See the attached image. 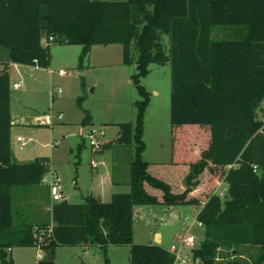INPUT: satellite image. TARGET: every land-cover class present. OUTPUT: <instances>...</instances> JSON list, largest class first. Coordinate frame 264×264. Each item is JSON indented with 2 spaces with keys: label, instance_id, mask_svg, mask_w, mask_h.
Returning <instances> with one entry per match:
<instances>
[{
  "label": "trees",
  "instance_id": "obj_1",
  "mask_svg": "<svg viewBox=\"0 0 264 264\" xmlns=\"http://www.w3.org/2000/svg\"><path fill=\"white\" fill-rule=\"evenodd\" d=\"M51 41L81 45V62L93 45L121 43L124 63L136 64V122L120 123L116 139L136 143L131 188L110 201L88 194L81 203L54 202L49 222H16L13 187L41 183L50 158H14L9 64L50 67ZM0 45L8 51L0 69V264H14L7 249L16 246H39L45 256L37 264H57L60 246L78 245L102 247L110 264L108 247L124 244L130 264H174L161 244L134 242L138 207L192 203L201 205L205 228L196 264H264V0H0ZM155 62L172 68L170 163L143 157L150 93L141 78ZM90 120L87 113L83 122ZM156 167L183 173L177 190ZM205 173L224 179V197L199 196ZM242 246L259 253L246 262L235 253Z\"/></svg>",
  "mask_w": 264,
  "mask_h": 264
},
{
  "label": "rangeland",
  "instance_id": "obj_2",
  "mask_svg": "<svg viewBox=\"0 0 264 264\" xmlns=\"http://www.w3.org/2000/svg\"><path fill=\"white\" fill-rule=\"evenodd\" d=\"M168 41V36L165 35ZM214 38H222L214 34ZM50 67H35L26 64H9L11 83L12 116L18 123L11 129V147L18 161L33 160L38 156L50 158L49 168L41 183L21 184L13 187V213L16 222L51 221L54 203L52 190L44 180L52 173L62 179L63 196L69 202L81 203L84 196L94 194L110 201L116 192H129L130 183H110L111 173L122 177L135 155L136 143L117 142L120 123H135L137 118L136 101L142 98L133 79L137 72L135 63L126 64L123 60V44L93 45L81 62L82 46L50 42ZM8 62V51L0 45V67ZM66 70L67 74H62ZM171 63H151L149 72L141 78V83L149 91L150 101L145 113L143 139L146 144L143 152L145 160L156 163H170L173 159L171 124ZM23 79V85L14 83ZM59 88L61 91L59 92ZM91 120L84 123L86 114ZM53 116V125L37 123L38 118ZM61 115V118L58 117ZM264 117V102L259 110ZM104 132L102 143L112 145L103 151H96L91 144L92 131ZM192 132V131H190ZM194 132V131H193ZM205 136L204 129L199 131ZM22 136L26 145L22 147L17 137ZM184 136L182 140L192 139ZM204 146H208L206 140ZM171 169L156 167L152 171L178 189L180 174ZM218 172L215 168L212 174ZM200 185L199 196H209L214 192L225 191L227 183L222 178L205 173ZM128 184V185H127ZM205 199V198H204ZM60 202V201H57ZM201 209L199 203L182 205H143L138 207L134 222L133 240L135 243H156L162 235L161 245L170 248L179 244L178 234L189 232L196 236L195 246L205 237V228L198 225L196 216ZM156 213V214H155ZM188 217V218H187ZM37 218V219H36ZM8 257L14 264H37L45 256L39 246H16L7 249ZM246 261H252L259 253L255 246H242L235 253ZM107 255L110 264H130L131 245L109 246ZM220 254V259H223ZM103 248L91 246H60L56 255L57 264H106Z\"/></svg>",
  "mask_w": 264,
  "mask_h": 264
},
{
  "label": "built area",
  "instance_id": "obj_3",
  "mask_svg": "<svg viewBox=\"0 0 264 264\" xmlns=\"http://www.w3.org/2000/svg\"><path fill=\"white\" fill-rule=\"evenodd\" d=\"M52 39V38H51ZM1 69V67H0ZM62 74H67L66 70H61ZM23 85V79H20L19 81L14 83V87L19 88ZM61 91V88H59V92ZM59 118H61V115H58ZM262 120L264 121V117H262ZM37 123L45 124V125H53V116L47 115L45 118H38ZM104 132L97 133V131L93 130L92 133L89 135L91 137V144L93 148L98 151L102 150L104 143L101 142L100 137H102ZM18 141H21L22 147L26 145V142L24 141L22 136L17 137ZM256 167V166H255ZM44 180L49 185V187L52 190V197L53 201H63V184L62 179L58 174L52 173L49 178L45 177ZM227 191V187L225 191L219 192V194L224 197L225 193ZM188 218V217H187ZM197 220L198 225L203 226V222ZM177 239L180 241L179 244H172L169 249V251L174 255V264H196L201 261L200 256H196L194 249L196 244V236L193 234H190L189 232L178 234ZM39 257H43L42 254H39Z\"/></svg>",
  "mask_w": 264,
  "mask_h": 264
},
{
  "label": "crops",
  "instance_id": "obj_4",
  "mask_svg": "<svg viewBox=\"0 0 264 264\" xmlns=\"http://www.w3.org/2000/svg\"><path fill=\"white\" fill-rule=\"evenodd\" d=\"M111 1H123V0H111ZM11 64L13 63V64H21V63H15V62H10ZM33 66V65H32ZM35 67H39V66H35ZM18 122H20V120H15L14 118H13V123H18ZM129 174L127 173V171H125L124 172V175L122 176V177H118V178H115L114 177V173L112 172L111 173V175L109 176V179L107 180L108 182H110V183H112V184H114V183H120V182H127V183H129V178H130V176H128ZM224 181V179L222 178V181H220V183L221 182H223ZM128 185V184H127ZM114 194V193H113ZM113 194H112V196H113ZM99 195V197L103 200V197L100 195V194H98ZM112 198V197H111ZM156 214V213H155ZM37 219V218H36ZM51 219H52V215H51ZM35 222H39L38 221V219L37 220H35ZM160 238H161V241L163 240V237H162V235H160ZM100 247V246H99ZM102 248V247H101ZM109 248V247H108ZM13 250V249H12ZM11 250V251H12ZM57 251H58V249H57ZM57 255V254H56ZM38 263V262H37Z\"/></svg>",
  "mask_w": 264,
  "mask_h": 264
},
{
  "label": "water",
  "instance_id": "obj_5",
  "mask_svg": "<svg viewBox=\"0 0 264 264\" xmlns=\"http://www.w3.org/2000/svg\"><path fill=\"white\" fill-rule=\"evenodd\" d=\"M67 202H68L67 199H65V200L62 201V203H67ZM156 243H157V244H160V243H161L160 234H158V237H157Z\"/></svg>",
  "mask_w": 264,
  "mask_h": 264
}]
</instances>
